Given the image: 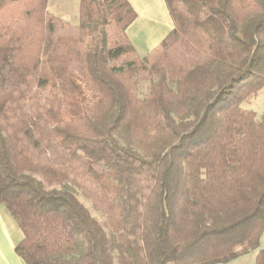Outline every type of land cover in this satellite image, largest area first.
I'll use <instances>...</instances> for the list:
<instances>
[{
  "label": "trees",
  "instance_id": "trees-1",
  "mask_svg": "<svg viewBox=\"0 0 264 264\" xmlns=\"http://www.w3.org/2000/svg\"><path fill=\"white\" fill-rule=\"evenodd\" d=\"M48 2L0 0V204L17 254L227 264L258 250L264 117L242 104L264 90V0H165L174 28L145 57L127 0H81L75 26Z\"/></svg>",
  "mask_w": 264,
  "mask_h": 264
},
{
  "label": "crops",
  "instance_id": "crops-1",
  "mask_svg": "<svg viewBox=\"0 0 264 264\" xmlns=\"http://www.w3.org/2000/svg\"><path fill=\"white\" fill-rule=\"evenodd\" d=\"M127 1L137 15L136 21L127 31L128 37L137 53L139 54V50L134 39L135 35L140 36L142 32L147 33V39L144 44L157 47L174 28L165 0ZM23 237L15 214L6 206L0 204V264H26L15 250L16 245L22 241ZM251 253L255 255L254 264H259L258 256L262 253V264H264V235L260 241V248L249 254ZM249 254L239 257L230 263L240 261V259L247 257Z\"/></svg>",
  "mask_w": 264,
  "mask_h": 264
},
{
  "label": "rangeland",
  "instance_id": "rangeland-1",
  "mask_svg": "<svg viewBox=\"0 0 264 264\" xmlns=\"http://www.w3.org/2000/svg\"><path fill=\"white\" fill-rule=\"evenodd\" d=\"M80 8L81 0H49L48 2V10L55 18L74 26L79 24ZM146 39L147 33L145 32H142L140 36L135 35L134 41L138 46L139 55L141 57H145L148 53H150V51L155 48V46L144 44V41H146ZM148 87L149 82L147 81H142L138 85L137 93L141 98L147 96ZM242 107L244 109L255 111L259 117H264V90L261 91L258 96L251 97L246 102H244L242 104ZM77 196L79 200L90 210L93 217H95L99 222L105 221V217L99 212L94 211L91 203L88 200L84 199V197L79 193L77 194ZM254 258V253H251L247 255V257L240 259V261L238 260L230 264H254Z\"/></svg>",
  "mask_w": 264,
  "mask_h": 264
}]
</instances>
